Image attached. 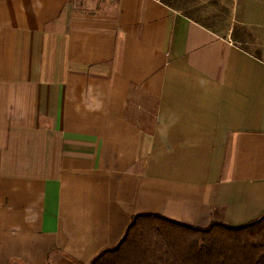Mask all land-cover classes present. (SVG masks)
Listing matches in <instances>:
<instances>
[{"label":"crops","instance_id":"obj_1","mask_svg":"<svg viewBox=\"0 0 264 264\" xmlns=\"http://www.w3.org/2000/svg\"><path fill=\"white\" fill-rule=\"evenodd\" d=\"M193 1L0 0V264L264 215V0Z\"/></svg>","mask_w":264,"mask_h":264},{"label":"trees","instance_id":"obj_2","mask_svg":"<svg viewBox=\"0 0 264 264\" xmlns=\"http://www.w3.org/2000/svg\"><path fill=\"white\" fill-rule=\"evenodd\" d=\"M190 1L163 0L206 26L196 19L200 7L191 8ZM89 264H264V215L238 227L214 222L201 228L137 214L118 245Z\"/></svg>","mask_w":264,"mask_h":264},{"label":"rangeland","instance_id":"obj_3","mask_svg":"<svg viewBox=\"0 0 264 264\" xmlns=\"http://www.w3.org/2000/svg\"><path fill=\"white\" fill-rule=\"evenodd\" d=\"M216 2H217L219 5H221V4L219 3V0H217ZM216 23H217V22H216ZM213 26H214V28H216V30H217V29L220 30V29H219V26H220V25H218V24L216 25L215 22H213Z\"/></svg>","mask_w":264,"mask_h":264}]
</instances>
